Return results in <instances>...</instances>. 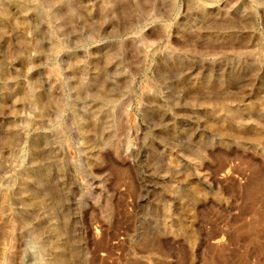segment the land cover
<instances>
[{
	"label": "rangeland",
	"instance_id": "obj_1",
	"mask_svg": "<svg viewBox=\"0 0 264 264\" xmlns=\"http://www.w3.org/2000/svg\"><path fill=\"white\" fill-rule=\"evenodd\" d=\"M251 200L264 0H0V264H211Z\"/></svg>",
	"mask_w": 264,
	"mask_h": 264
},
{
	"label": "bare ground",
	"instance_id": "obj_2",
	"mask_svg": "<svg viewBox=\"0 0 264 264\" xmlns=\"http://www.w3.org/2000/svg\"><path fill=\"white\" fill-rule=\"evenodd\" d=\"M246 208L255 210V214L264 218V203H262L260 207H256V202L251 200L246 204L244 212L247 210ZM241 228L242 229L238 232V234H232L229 236L230 243L234 245L232 249L229 250V247H226L225 245L208 246L211 253L203 257L204 262L211 264H264V259L262 258H257L254 262L251 261V246L258 252V255H262L264 254V243L262 242L259 245H256V239L252 236V230L249 226L247 227L242 225Z\"/></svg>",
	"mask_w": 264,
	"mask_h": 264
}]
</instances>
